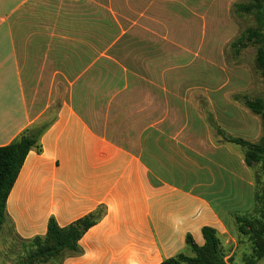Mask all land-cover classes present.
Returning <instances> with one entry per match:
<instances>
[{
    "label": "crops",
    "instance_id": "crops-1",
    "mask_svg": "<svg viewBox=\"0 0 264 264\" xmlns=\"http://www.w3.org/2000/svg\"><path fill=\"white\" fill-rule=\"evenodd\" d=\"M101 1L0 0V147L50 117L40 149L30 151L7 198L5 225L29 243L45 236L51 218L67 227L104 208L79 241L82 254L54 264H161L192 256L188 236L201 247L204 227L227 232L235 203L253 198L249 168L242 153L204 137L208 125L200 116L184 120L188 103L180 92L156 89L149 80L147 115L136 111L131 141L97 131L92 110L110 108L126 92L137 99L146 80L128 79L131 69L111 57L128 33ZM149 44V52L157 50ZM108 62L120 66L114 77ZM229 93L220 88L215 94L218 126L258 143L261 117H240ZM157 102L165 117L156 116ZM242 121L248 124L241 135ZM250 254L235 249L227 264H236L238 255L244 264Z\"/></svg>",
    "mask_w": 264,
    "mask_h": 264
},
{
    "label": "rangeland",
    "instance_id": "rangeland-1",
    "mask_svg": "<svg viewBox=\"0 0 264 264\" xmlns=\"http://www.w3.org/2000/svg\"><path fill=\"white\" fill-rule=\"evenodd\" d=\"M251 1L253 0L101 1L111 7L121 27L128 33L124 44L114 50L111 57L131 69V73L128 72L130 75L128 79L132 76L134 81L145 79L142 77H146V80L141 85L137 99L136 95L133 97L128 92L122 93L116 97L110 108L107 105L102 106L100 100L103 99L95 96V106L101 105L98 109L92 110V121L97 131L118 136L120 141H131L127 133L131 126L130 122L137 115L136 111H140L138 115H147L148 99L144 89L147 88L148 80L156 89L162 90L166 87L168 91L172 89L180 92L188 103L187 117L184 120L199 121L200 116L208 125L203 133L204 137L208 136L215 143H223L217 133L216 118L221 99L215 94L220 88L224 92H230L227 97L231 103L239 107L237 109L240 117L246 121L249 115L254 117L244 106V101L238 100L237 96L247 95L250 98L264 99V75L256 63L258 45L245 43L246 45L239 47V51L232 47L246 29L258 28L253 15L240 17L234 13V4ZM148 43L153 45L151 47H157V50L149 52ZM115 64L104 63L106 72L113 77L120 68ZM98 87L99 83H96L97 91L94 90L96 94ZM108 87L107 91L115 88L109 82ZM134 91L137 89L132 93ZM161 96L160 98H165ZM167 98L171 102L170 98ZM159 102L155 103L156 116L165 117L167 113L160 108ZM168 114L170 121L172 113L169 111ZM49 119L50 117H47L44 121ZM254 119H250L253 126ZM44 124L41 122L39 126ZM247 124L245 121L239 124L241 135L244 134ZM261 137H264V133ZM230 146L238 155L241 154L240 148L231 144ZM204 149L206 150V147ZM248 177L253 187V198L248 197L244 203L241 199L238 200L232 214L259 219L255 194L261 193L264 189V173L257 166L249 168ZM222 212L225 213L224 209ZM232 214L231 229L219 235L223 239L222 252L226 255L236 249L237 253L251 251L252 254L254 245L249 236L238 232ZM232 237L234 241L231 240ZM31 252L30 244L20 241L9 226L4 225L0 229V264H21ZM224 260L227 262L226 257ZM234 261L236 264H242L241 256L238 255ZM244 264H255V261L249 258ZM256 264H264V257Z\"/></svg>",
    "mask_w": 264,
    "mask_h": 264
},
{
    "label": "trees",
    "instance_id": "trees-1",
    "mask_svg": "<svg viewBox=\"0 0 264 264\" xmlns=\"http://www.w3.org/2000/svg\"><path fill=\"white\" fill-rule=\"evenodd\" d=\"M237 16L253 15L258 28L246 29L232 47L239 51L245 43L258 45L256 63L264 75V0L236 3L233 6ZM244 101V106L253 114L260 116L264 124V99L250 98L247 95L238 97ZM45 123L43 126L39 124ZM50 122L41 120L18 135L9 145L0 147V229L6 224L5 209L7 198L15 184L26 157L33 149H40V138L49 127ZM217 133L222 138V144L240 148L244 162L248 168L259 166L264 173V137L258 143L229 135L218 126ZM260 218L249 219L241 215H234L233 220L238 232L249 236L254 245V251L246 259H253L255 264L264 257V189L255 194ZM105 213L99 208L67 227H60L54 218L47 225L44 237H36L29 242L32 252L21 264H54L67 255H80L82 249L79 241L85 233L93 227ZM204 245L198 246L191 236L187 237V245L192 256L179 254L169 258L161 264H227L226 255L221 249V240L217 231L211 227L202 229Z\"/></svg>",
    "mask_w": 264,
    "mask_h": 264
}]
</instances>
